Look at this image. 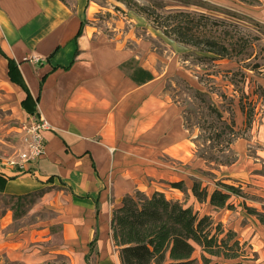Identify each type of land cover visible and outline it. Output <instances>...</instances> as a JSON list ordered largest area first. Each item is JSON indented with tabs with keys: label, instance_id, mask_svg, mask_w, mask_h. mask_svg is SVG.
I'll return each mask as SVG.
<instances>
[{
	"label": "crops",
	"instance_id": "0c3cea01",
	"mask_svg": "<svg viewBox=\"0 0 264 264\" xmlns=\"http://www.w3.org/2000/svg\"><path fill=\"white\" fill-rule=\"evenodd\" d=\"M89 2L0 0V48L18 62L38 100L37 117L50 123L46 152L28 171L0 163V193L17 197L62 187L78 211L71 224L76 230L67 237L83 247L71 250L73 264H123L113 236L114 210L127 194L151 195L196 175L190 165L195 142L183 108L162 93L152 66L138 62L154 74L139 84L122 66L132 59L125 50L103 43ZM8 87L29 115L22 106L27 93L11 80L8 58L0 52V89ZM236 160L223 176L236 186L250 184L247 190L259 198L253 203L264 210V173L254 167L241 173L247 168ZM232 225L251 248L247 264H264V235L251 224Z\"/></svg>",
	"mask_w": 264,
	"mask_h": 264
},
{
	"label": "rangeland",
	"instance_id": "374dc122",
	"mask_svg": "<svg viewBox=\"0 0 264 264\" xmlns=\"http://www.w3.org/2000/svg\"><path fill=\"white\" fill-rule=\"evenodd\" d=\"M64 1L71 4L75 0ZM89 5L93 24L103 31V43L119 45L126 57L152 66L162 93L183 108L195 142L191 170L198 176L191 175L183 188L162 185V192L169 200L192 206L201 216L210 214L226 231L236 230L232 223L251 224L264 235V223L248 208L264 213L253 203L259 198L247 190L250 184L236 181L241 193L233 194L223 208L200 202L190 189L198 178L210 193L223 180L232 183L233 179L223 176L232 165L228 160L237 159L235 163L247 168H239L241 173L252 167L264 173V0H90ZM142 6L162 14L186 11L198 20L205 15L208 18L200 19L196 31L232 43L235 53L243 45L244 52L215 57L178 41L166 35ZM241 102L256 108L249 129ZM20 107L15 90L0 89V163L27 148L30 117ZM227 123L235 124L240 135L231 144ZM77 213L71 195L59 186L22 199L0 193V264H73L71 250L83 248L67 242L69 230H76L71 224ZM238 237L236 232L230 244ZM238 240L236 256L206 254L211 264H247L248 255L253 256L251 248ZM202 253L197 245L194 255L201 263Z\"/></svg>",
	"mask_w": 264,
	"mask_h": 264
},
{
	"label": "trees",
	"instance_id": "16d2710c",
	"mask_svg": "<svg viewBox=\"0 0 264 264\" xmlns=\"http://www.w3.org/2000/svg\"><path fill=\"white\" fill-rule=\"evenodd\" d=\"M143 11L152 16V20L164 29L166 35L174 36L178 41L197 46L200 50L212 53L215 57H233L244 51L243 45L234 51L232 43H226L208 33H199L195 28L199 26L201 15L196 19L194 15L186 11H175L167 14L157 12L149 6H142ZM82 33L80 29L78 35ZM0 52L8 58L9 75L11 80L22 86L27 95L22 100L23 108L30 114H36L37 99L33 97L28 86L23 80L19 64L16 60L6 55L0 48ZM129 75L139 84L154 78V74L140 66L135 58L122 64ZM241 109L245 115L246 129L253 125L255 106L249 107L241 102ZM232 137L231 144L239 131L235 124L227 123ZM235 160V159H234ZM234 160L227 161L231 163ZM174 187L183 188V181L173 182ZM194 195L200 202L209 199L216 208L229 205V199L233 194H240L241 189L235 184L219 182L218 186L209 193L208 186H203L202 181L195 179L192 186ZM26 195L17 196L18 199ZM253 213H257L264 223V213L253 207H248ZM113 236L120 247V255L123 264H211L209 255H223L233 257L238 254L234 245L239 243L236 239L233 244L230 240L236 237L233 230L226 231L222 223H217L210 214L200 215L192 206H185L179 201L169 200L164 192L155 191L151 195L138 190L134 194H127L122 205L113 213ZM226 232V236H223ZM95 240L91 242L94 244ZM202 248L203 263L195 257L196 246ZM235 250V251H234ZM233 251V252H232ZM231 252V253H230Z\"/></svg>",
	"mask_w": 264,
	"mask_h": 264
},
{
	"label": "built area",
	"instance_id": "2783aa9c",
	"mask_svg": "<svg viewBox=\"0 0 264 264\" xmlns=\"http://www.w3.org/2000/svg\"><path fill=\"white\" fill-rule=\"evenodd\" d=\"M29 117L30 121L26 126L29 133L26 150L20 153L18 157L8 158L4 162L10 167L17 168L19 171H28L29 163L46 152L45 132L50 128V123L45 118L37 117V113L29 114Z\"/></svg>",
	"mask_w": 264,
	"mask_h": 264
}]
</instances>
